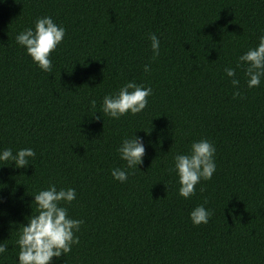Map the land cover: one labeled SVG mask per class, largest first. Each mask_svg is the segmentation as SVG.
Listing matches in <instances>:
<instances>
[{"label":"trees","instance_id":"trees-1","mask_svg":"<svg viewBox=\"0 0 264 264\" xmlns=\"http://www.w3.org/2000/svg\"><path fill=\"white\" fill-rule=\"evenodd\" d=\"M42 16L65 28L50 72L14 39ZM261 34L264 0H2L0 148L35 157L0 167V264H16L18 224L49 183L76 190L61 206L83 220L78 243L52 264H264V77L249 88L237 67ZM129 80L151 87L145 109L104 115L102 97ZM133 132L145 154L121 183L110 170L125 167L116 149ZM201 138L216 170L185 199L172 157ZM197 204L212 212L206 224L189 219Z\"/></svg>","mask_w":264,"mask_h":264},{"label":"clouds","instance_id":"clouds-1","mask_svg":"<svg viewBox=\"0 0 264 264\" xmlns=\"http://www.w3.org/2000/svg\"><path fill=\"white\" fill-rule=\"evenodd\" d=\"M2 2V0H0ZM65 28L55 23L50 16L37 17L33 25L25 27L15 35V42L24 49L35 66L42 71L52 70L50 53L63 40ZM153 58L159 55L160 40L154 33L148 34ZM244 66L246 85L249 88L259 86L264 77V34L258 37V43L249 47L237 57V67ZM149 71V65L143 66ZM225 76L231 78L233 86L239 84L236 69L226 67ZM152 93L151 87L137 84L134 80L123 83L118 90L105 94L100 105L104 115L119 119L127 114L134 115L145 109L147 97ZM237 91L233 96L238 95ZM95 107V99L90 101ZM99 119V117H94ZM133 132L121 139L116 151L119 158L125 162V167H115L110 170L112 178L121 183L128 178L126 169H137L145 154V145L139 136ZM216 149L208 140L201 138L190 143L186 153H177L172 157L170 171L176 176L178 195L187 199L195 192V185L201 180L212 178L216 170L214 153ZM35 152L30 147L18 148L15 152L8 147L0 148V167L11 165L14 168H24L30 164V158ZM76 198V190L72 187L57 188L55 183H49L46 188L32 195L31 205L35 211L27 216L26 223L18 224L15 244L18 247L16 264H52L53 258L67 254L71 246L78 243L74 233L79 232L82 219H74L67 214V208L61 202L70 203ZM32 209V207H31ZM189 219L193 225L206 224L212 215L210 209L203 204H197L190 212ZM7 250V245L0 242V254Z\"/></svg>","mask_w":264,"mask_h":264}]
</instances>
